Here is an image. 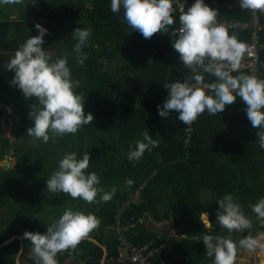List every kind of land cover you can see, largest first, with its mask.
Returning a JSON list of instances; mask_svg holds the SVG:
<instances>
[{"label": "trees", "instance_id": "trees-1", "mask_svg": "<svg viewBox=\"0 0 264 264\" xmlns=\"http://www.w3.org/2000/svg\"><path fill=\"white\" fill-rule=\"evenodd\" d=\"M213 1L230 0H204L209 7ZM17 6L22 19H28L31 25L16 45L40 35L36 24L45 28L43 48L53 60L67 54L72 79L80 82L77 92L83 93L85 116L91 113L94 120L76 135L57 137L48 143L34 142L27 130L34 127L29 116L38 101L27 99L18 87L6 84L5 71L0 69V82L7 85L2 86L5 89L1 104L12 106L20 137L10 144L0 133V161L7 151H12L15 158L14 169L0 167V245L12 236L23 238L25 232L47 234L53 219L58 220L72 208L101 220L90 237L107 247L105 264H119L114 262L119 245L116 216L119 205L136 191L140 192V201L120 218L125 236L139 247L150 245V249L157 250L160 240L154 233L146 232L142 222L151 216L156 221L172 217L179 233L186 237L179 243L165 242L164 250L155 253L154 264H214V257L206 255L203 234L222 235L234 242L238 238L235 231L228 233L217 223V201L226 194H233L251 220L252 227L243 231V238L264 232L249 207L264 197V149L257 143L259 129L249 121L246 105L238 98L220 114L205 112L191 126L180 122L175 111L166 119L158 113V106L162 107L169 97L164 85L194 82L190 75L199 74V70L192 72L184 66L173 47L171 33L144 38L126 24L122 8L118 13L111 11V0H25ZM174 8L176 23L170 32L180 27L175 2ZM222 17L246 20L249 14L225 10ZM259 17L264 24V12H259ZM19 24L5 23L3 27ZM78 27L92 29L89 46L84 49L88 59L83 66L77 62L73 51L76 41L71 37ZM228 32L239 41L251 37L250 30ZM261 37L264 39V32ZM200 72L205 82H216L213 75ZM11 74L14 79L15 72L11 70ZM8 117L0 108V126L8 123ZM146 131L159 142V147L146 151L139 162H130L128 152L135 149L136 141L142 140ZM84 151L90 154L86 173L96 172L99 186L105 191L116 189L110 202L87 204L64 193L47 191V180L58 170L65 153L75 152L82 159ZM129 179L133 181L130 187L125 184ZM201 212L209 215L212 229L200 221ZM23 240L25 256L32 246L30 240ZM19 250V240L1 248L0 264H17ZM102 256L100 246L83 240L75 251L58 253L56 259L58 264H65L70 258L82 264H101ZM30 261L36 264L35 256Z\"/></svg>", "mask_w": 264, "mask_h": 264}, {"label": "clouds", "instance_id": "clouds-1", "mask_svg": "<svg viewBox=\"0 0 264 264\" xmlns=\"http://www.w3.org/2000/svg\"><path fill=\"white\" fill-rule=\"evenodd\" d=\"M24 3L25 0H0L3 5ZM240 6L254 13L264 12V0H240ZM121 8L123 19L132 30L138 31L146 39H151L157 33H171L173 47L185 67L203 68L216 77V82L206 83L199 71V74L190 75L194 84L177 81L164 85L169 97L162 107L158 106L161 117L166 119L175 111L179 113L180 122L191 126L205 112L209 115L220 114L239 98L246 105L252 126L259 129L257 143L264 149V79L244 74L232 75V71L241 67L246 45L218 23V10L207 6L204 0H196L187 11L181 10L180 27L170 32V27L176 23L174 0H111L113 13L120 12ZM35 27L40 35L28 38L20 46L8 63L7 70L15 72L11 83L22 90L27 99L35 98L38 101V105H32L29 118L34 121V127L27 130V136H31L34 142L48 143L50 139L76 135L84 126L92 125L94 116L91 113L85 116L84 96L77 92L80 82L72 79L67 54L53 60L51 53L43 48L47 30L40 24ZM91 36L92 29L80 27L71 36L76 41L73 51L77 53L76 59L81 66L88 59L84 49L89 46ZM142 135L143 139L136 141L135 149L128 152L130 162H139L146 151L151 152L159 147V142L148 131ZM89 167L88 151L83 152L82 159H78L75 152L65 153L59 161L58 170L47 180V191L64 193L73 200L80 199L87 204L110 202L116 189L105 191L99 186L101 181L96 172L86 173ZM125 184L130 187L133 181L126 180ZM217 202L220 206L217 223L222 229L228 233L251 229V220L246 217L233 194H226ZM249 207L264 227V197ZM200 221L205 228L212 229L206 212H201ZM100 225L101 220L94 214L86 215L83 211L68 208L58 220L53 219L47 227V234L25 232L23 238L31 241L36 264H58V253L75 251ZM260 239H264V233H258L256 238L249 234L238 242L239 247L250 251H255L256 247L264 248L259 244ZM202 240L207 248L206 255L214 257V264H234L238 245L231 238L203 234Z\"/></svg>", "mask_w": 264, "mask_h": 264}, {"label": "built area", "instance_id": "built-area-1", "mask_svg": "<svg viewBox=\"0 0 264 264\" xmlns=\"http://www.w3.org/2000/svg\"><path fill=\"white\" fill-rule=\"evenodd\" d=\"M176 8L181 14V10L187 11V8L192 7L195 2L190 1H179L174 0ZM210 6L214 10H218V23L226 27L227 30L236 31H246L250 30V39L243 42L246 45V51L244 58L241 63V67L235 71L233 74L245 73L250 76H255L259 79H264V39H262L261 34L264 32V24L260 22L259 12H252L249 10H243L240 6V1L230 0V1H213ZM229 10H240L247 12L249 14V19L244 20H229L226 17L221 18L223 11ZM207 64V61L205 62ZM199 70V69H198ZM231 71V69H228ZM199 71L205 72L203 68ZM207 73V72H205ZM210 74V73H208ZM169 82L167 85L175 83ZM185 81H181L183 83ZM188 82V81H186ZM194 84V82H188ZM207 83V82H206ZM192 128L189 127L188 131ZM140 201V192L136 191L133 195L119 205V210L116 216L117 220V235H118V254L114 259V262L119 264H154L152 261L157 250L150 249V245H145L139 247L135 245L127 236H125L120 228V218L132 205Z\"/></svg>", "mask_w": 264, "mask_h": 264}, {"label": "crops", "instance_id": "crops-1", "mask_svg": "<svg viewBox=\"0 0 264 264\" xmlns=\"http://www.w3.org/2000/svg\"><path fill=\"white\" fill-rule=\"evenodd\" d=\"M35 3L34 1L32 2ZM17 5H3L0 4V69L5 71V82H11L13 80V75L11 74V70H7V65L10 62V60L14 57L15 52L18 50V46L20 48L21 44L16 45V42L18 38H21L23 35L29 32V21H26L28 19H22L20 12L17 10ZM33 22V21H31ZM7 23H20L19 26H10L9 28L3 27V24ZM31 25V24H29ZM34 26V25H33ZM33 28V27H32ZM0 86H3V82H0ZM2 91L0 88V108L3 113L8 114V123L3 124L0 126V133H2L3 129H7L6 126L10 123H13L18 120V117L14 119L13 108L11 105H3L1 104V96ZM16 115V114H15ZM12 126H15L14 124H11ZM15 128V127H13ZM15 131V129L13 130ZM12 132V130H11ZM10 132V133H11ZM17 133V129L15 131ZM3 136V135H2ZM4 137V136H3ZM6 138V137H4ZM8 139V138H7ZM9 140V139H8ZM12 151H7L3 160L4 162H7L6 164H9V166L4 167L5 169H14L15 168V158L12 156ZM14 160L13 167L11 165V161ZM10 160V162H8ZM0 161V162H2ZM209 217V215H208ZM168 221H171L173 224L170 226L169 232H165V230L162 228V225ZM143 226L146 232L154 233L158 240H160V243L157 247V251L164 250L165 242L167 243L170 240H174L175 242H182L186 237L179 233L180 229L176 228L173 222L172 217H170L168 220H162V221H156L151 216L143 219ZM92 238V237H91ZM95 239V238H94ZM17 240V239H16ZM26 247V244L24 242V249ZM23 249V251H24ZM31 250L27 251L26 254H29ZM26 256V255H25ZM34 255H29V261L30 258H32ZM23 256L21 255L19 262L21 263V258ZM73 261H76L73 259ZM80 264H82L79 261H76ZM245 262H249V260H245ZM17 263V258H16ZM31 264V261L29 262Z\"/></svg>", "mask_w": 264, "mask_h": 264}, {"label": "rangeland", "instance_id": "rangeland-1", "mask_svg": "<svg viewBox=\"0 0 264 264\" xmlns=\"http://www.w3.org/2000/svg\"><path fill=\"white\" fill-rule=\"evenodd\" d=\"M4 84L5 83L3 82V85ZM6 84L10 85L12 83L11 82H6ZM6 84L4 85V87L7 86ZM4 87L0 86V88L2 89L1 91H3V89H5ZM4 92H5V90H4ZM4 92H3V94H4ZM17 121L18 120L16 119V121L11 123V124H14L15 126H12L9 123L6 126L7 129H3L2 133H1V135H3L4 137L9 139L10 144H13L16 141V139H18V138L20 139V137L18 136L19 133L18 132L15 133L16 129L17 130L19 129ZM13 127H15V128H13ZM14 129H15V131H13ZM11 130H12V132H11ZM17 136H18V138H17ZM8 162H10V160ZM6 163L7 162H4V161L0 162V167H2V168L6 167L7 166ZM13 164H14V160L11 161V165L10 166L13 167ZM247 214L248 213H246L245 215L247 216ZM171 224H173V223L171 221H168V222H166V223H164L162 225V228L165 230V232H169ZM262 233H264V232H262ZM235 234L238 235V238L235 240V242L238 245V248H237L238 254L236 255V259L234 261V264H264V248L256 247L255 251H250V250H247L245 248H241V247H239V243L238 242L241 239H243L244 233L243 232H235ZM257 235L254 238H256ZM259 244L264 245V239H260L259 240ZM28 253L29 254H26V256H23L21 258V263L22 264H29V262H30L29 261V255H33V254H32V251H30ZM245 260H249V262H245ZM65 264H80V263H78L76 261H73V259L70 258V259L67 260V262Z\"/></svg>", "mask_w": 264, "mask_h": 264}, {"label": "water", "instance_id": "water-1", "mask_svg": "<svg viewBox=\"0 0 264 264\" xmlns=\"http://www.w3.org/2000/svg\"><path fill=\"white\" fill-rule=\"evenodd\" d=\"M189 70H191L192 72H198V69H193V68H188ZM13 117L14 119L16 118V115L13 113ZM7 166H9V164H7ZM19 240L20 242V250L17 256V264H20L19 259L23 253V249H24V240L22 237L20 236H12L9 239L5 240L1 245H0V249L9 245L12 241L14 240ZM85 240H89L93 243H95L96 245L100 246L103 250V256H102V260H101V264H105L107 262V257H108V249L105 245H102L100 242H98L96 239L94 238H86Z\"/></svg>", "mask_w": 264, "mask_h": 264}]
</instances>
